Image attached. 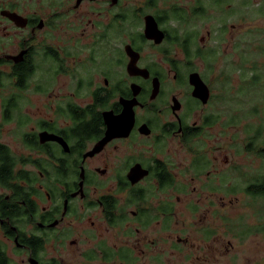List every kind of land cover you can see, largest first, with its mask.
Listing matches in <instances>:
<instances>
[{
  "label": "flooded vegetation",
  "instance_id": "1",
  "mask_svg": "<svg viewBox=\"0 0 264 264\" xmlns=\"http://www.w3.org/2000/svg\"><path fill=\"white\" fill-rule=\"evenodd\" d=\"M178 3L0 0V264H222L244 174L208 133L214 53L188 28L208 8Z\"/></svg>",
  "mask_w": 264,
  "mask_h": 264
},
{
  "label": "rangeland",
  "instance_id": "2",
  "mask_svg": "<svg viewBox=\"0 0 264 264\" xmlns=\"http://www.w3.org/2000/svg\"><path fill=\"white\" fill-rule=\"evenodd\" d=\"M203 3L208 8L205 18L192 19L194 22L188 28L196 38L206 40V49L214 53L211 74L215 76L214 86L220 98L211 110L219 113V124L208 133L235 139L233 147L238 150L240 175L244 174L238 180L237 194L230 195L232 206L223 211L226 224L223 238L232 247L225 246L230 250L223 255L222 264H264V198L250 200L242 185L254 166L253 154L245 148L260 128L261 135L254 146L256 151L264 149V0H226L220 5H214V0H203ZM178 4L191 7L192 0H180ZM226 123H234L233 128ZM11 127L2 130L5 140L14 148L20 143L11 137L8 130ZM226 152L230 158L232 151L228 148Z\"/></svg>",
  "mask_w": 264,
  "mask_h": 264
},
{
  "label": "trees",
  "instance_id": "3",
  "mask_svg": "<svg viewBox=\"0 0 264 264\" xmlns=\"http://www.w3.org/2000/svg\"><path fill=\"white\" fill-rule=\"evenodd\" d=\"M219 1V0H218ZM217 1V2H218ZM222 3H224V1L223 0H220V2H218L217 4L218 5H220V4H222ZM262 128H260L257 132H254V134H253V138L252 139H254V138H258L260 135H261V130ZM250 147L251 146H247V149L249 150L250 149ZM255 193V194H254ZM245 194L248 196V195H256V196H258V194L260 195V197H264V193L263 192H258V194L256 193V192H254V191H251L250 189H245Z\"/></svg>",
  "mask_w": 264,
  "mask_h": 264
},
{
  "label": "water",
  "instance_id": "4",
  "mask_svg": "<svg viewBox=\"0 0 264 264\" xmlns=\"http://www.w3.org/2000/svg\"><path fill=\"white\" fill-rule=\"evenodd\" d=\"M159 35V39H161V34H158ZM194 83V95H196L197 97H200L199 94L201 93V91H203V88L201 86H199V84H197L196 82H193ZM205 88V87H204ZM46 139H49L48 137Z\"/></svg>",
  "mask_w": 264,
  "mask_h": 264
}]
</instances>
